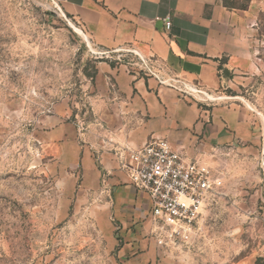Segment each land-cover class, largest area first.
<instances>
[{"label": "rangeland", "instance_id": "374dc122", "mask_svg": "<svg viewBox=\"0 0 264 264\" xmlns=\"http://www.w3.org/2000/svg\"><path fill=\"white\" fill-rule=\"evenodd\" d=\"M249 18L245 57L209 98L264 121V5ZM80 30L53 0H0V264H264V171L224 146L204 161L221 184L185 245L115 229L101 173L78 153L98 60Z\"/></svg>", "mask_w": 264, "mask_h": 264}, {"label": "crops", "instance_id": "0c3cea01", "mask_svg": "<svg viewBox=\"0 0 264 264\" xmlns=\"http://www.w3.org/2000/svg\"><path fill=\"white\" fill-rule=\"evenodd\" d=\"M53 1L93 50L113 57L95 62L78 153L85 171L101 173L115 229L125 240L134 245L143 234L151 238L153 220L148 194L129 182L119 155L152 138L168 139L188 162L204 163L224 146L254 158L264 171V121L257 114L232 96L203 103L171 86L218 94L245 57L243 31L264 0H250L247 9L223 0ZM119 53L122 60L115 59ZM67 138L63 132L65 144Z\"/></svg>", "mask_w": 264, "mask_h": 264}, {"label": "built area", "instance_id": "2783aa9c", "mask_svg": "<svg viewBox=\"0 0 264 264\" xmlns=\"http://www.w3.org/2000/svg\"><path fill=\"white\" fill-rule=\"evenodd\" d=\"M170 29L169 19H164ZM96 59H112L108 52L90 50ZM119 53L116 60H122ZM184 95L201 96L203 103H211L207 93L171 85ZM120 167L129 182L144 190L151 201L153 228L151 237L162 248L185 245L201 229L203 211L221 181L214 178L206 164L184 159L166 138H152L140 147L129 150Z\"/></svg>", "mask_w": 264, "mask_h": 264}, {"label": "trees", "instance_id": "16d2710c", "mask_svg": "<svg viewBox=\"0 0 264 264\" xmlns=\"http://www.w3.org/2000/svg\"><path fill=\"white\" fill-rule=\"evenodd\" d=\"M223 3H224L226 6H233V5L230 4L227 0H223Z\"/></svg>", "mask_w": 264, "mask_h": 264}]
</instances>
